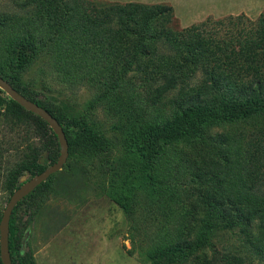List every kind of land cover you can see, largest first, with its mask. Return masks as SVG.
I'll return each instance as SVG.
<instances>
[{"label":"rangeland","instance_id":"1","mask_svg":"<svg viewBox=\"0 0 264 264\" xmlns=\"http://www.w3.org/2000/svg\"><path fill=\"white\" fill-rule=\"evenodd\" d=\"M96 1L169 2L180 28L208 16L244 14L255 20L264 11V0ZM41 2L0 0V76L64 120L90 124L95 135L108 140L110 150L94 162L68 157L61 170L16 205L14 263L22 264L23 257L29 256L36 264H149L156 252L183 241L192 230L193 237L207 241L209 264H248L246 256L233 248L237 244L233 232L222 230L214 215L196 207L195 157L189 145H163L145 170L141 158L128 148L131 135L147 136L150 128L170 120V100L187 88L176 90L159 104H153L152 94L140 87L132 74L110 89L104 53L98 50L91 56L72 50L65 42L76 36L67 32L52 46L35 51L22 48L19 41L26 33L30 32L36 44L40 43L38 37L53 36L61 27L58 13L53 19L43 17L38 8ZM64 2L72 0H56L55 4ZM73 26V21L68 23L69 29ZM21 56H26L27 62L18 69ZM198 82L197 74L192 83ZM211 132L224 139L227 156L226 162L214 168L218 186L233 200V185L236 188L239 183L233 174L238 165L244 187H258L253 199L264 207V115L219 122ZM29 179L25 174L18 183ZM14 191L12 185L0 189V219ZM121 198L128 201L130 216L119 205ZM253 232L264 244V210Z\"/></svg>","mask_w":264,"mask_h":264},{"label":"trees","instance_id":"2","mask_svg":"<svg viewBox=\"0 0 264 264\" xmlns=\"http://www.w3.org/2000/svg\"><path fill=\"white\" fill-rule=\"evenodd\" d=\"M55 1L42 0L38 8L46 20L58 13L56 19L61 27L53 36L47 33L38 37L40 43L36 44L31 41L30 32L26 33L20 38V46L40 50L56 44L58 37L67 32L76 36L65 42L72 50L91 56L98 50L104 53L109 64L110 89L119 87L132 74L138 85L152 94L153 104H159L176 90L187 88L177 99L170 100V120L150 128L147 136L131 135L128 148L141 158L140 166L145 170L163 145H189L195 157L192 178L196 207L214 215L222 230L233 232L237 237L233 248L246 256L248 264H264V244L253 232L264 210L261 201L253 199L259 188L244 187L238 165L233 174L239 182L236 188L233 185V200L218 186L220 180L214 168L227 161L225 141L209 133L219 122L264 115V11L255 20L244 14L208 16L180 28L172 6L165 3L72 0L57 5ZM72 21L74 26L69 29ZM26 62L27 57L21 56L17 68H23ZM197 74L200 82L195 85L192 81ZM7 82L62 125L69 159L79 156L94 162L106 156L110 150L108 140L95 135L90 124L64 120L37 98L24 94V89ZM206 138L208 141L204 142ZM58 156L59 145L47 123L0 90V189L12 185L16 190L23 184L18 183L21 176L34 177L55 163ZM146 177L149 179L148 173ZM247 191L250 193L246 196ZM118 203L130 216L128 201L121 198ZM15 232L14 208L8 233L12 264ZM192 232L183 241L160 249L149 264H209L207 241L193 237ZM22 264L36 263L25 256Z\"/></svg>","mask_w":264,"mask_h":264},{"label":"water","instance_id":"3","mask_svg":"<svg viewBox=\"0 0 264 264\" xmlns=\"http://www.w3.org/2000/svg\"><path fill=\"white\" fill-rule=\"evenodd\" d=\"M0 90L11 100L20 105L24 110L38 116L47 123L56 136L59 145V156L55 163L43 172L25 181L10 196L0 219V261L1 264H12L8 248L9 220L16 205L31 194L39 185L45 182L51 175L55 174L64 166L68 158V142L62 125L42 107L28 100L15 90L6 80L0 76Z\"/></svg>","mask_w":264,"mask_h":264},{"label":"crops","instance_id":"4","mask_svg":"<svg viewBox=\"0 0 264 264\" xmlns=\"http://www.w3.org/2000/svg\"><path fill=\"white\" fill-rule=\"evenodd\" d=\"M137 1H142V0H137ZM145 1V0H144ZM157 1H160V0H156V1H154V2H157ZM164 1H169V0H164ZM212 1H216V2H218L217 0H212ZM222 1H225V0H222ZM167 4H169V5H171L169 2H167ZM173 8V7H172ZM174 10V9H173ZM209 12H211V13H213V14H216L215 12H213L212 10H210ZM233 12V11H232Z\"/></svg>","mask_w":264,"mask_h":264}]
</instances>
